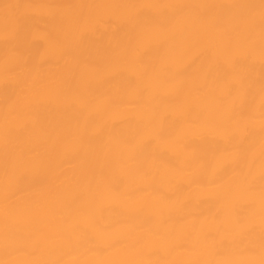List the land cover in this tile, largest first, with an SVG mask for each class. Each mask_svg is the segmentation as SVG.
<instances>
[{
    "label": "bare ground",
    "instance_id": "6f19581e",
    "mask_svg": "<svg viewBox=\"0 0 264 264\" xmlns=\"http://www.w3.org/2000/svg\"><path fill=\"white\" fill-rule=\"evenodd\" d=\"M0 264H264V0H0Z\"/></svg>",
    "mask_w": 264,
    "mask_h": 264
}]
</instances>
